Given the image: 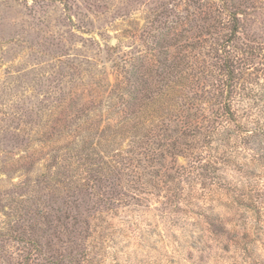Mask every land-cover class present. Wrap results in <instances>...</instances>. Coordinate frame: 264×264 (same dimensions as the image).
I'll use <instances>...</instances> for the list:
<instances>
[{"label": "rangeland", "instance_id": "rangeland-1", "mask_svg": "<svg viewBox=\"0 0 264 264\" xmlns=\"http://www.w3.org/2000/svg\"><path fill=\"white\" fill-rule=\"evenodd\" d=\"M210 2L0 0V264H264V0Z\"/></svg>", "mask_w": 264, "mask_h": 264}, {"label": "trees", "instance_id": "trees-1", "mask_svg": "<svg viewBox=\"0 0 264 264\" xmlns=\"http://www.w3.org/2000/svg\"><path fill=\"white\" fill-rule=\"evenodd\" d=\"M210 1L212 2L213 0H210ZM220 1L223 2V3H226L225 1H229V0H220ZM211 2H210V9L213 8V3H211ZM240 6H241V4H240ZM232 7H234V6L232 5ZM241 7H243V6H241ZM233 17L236 18L237 23H234V28L232 29L230 35H227L226 37H220V39H216L217 42L215 44V47H216L217 51L219 53H221L223 55V57H225V62L222 60L223 63H231L232 61H234V59L231 57V52H227V49L231 48V44L234 43V38H235L238 30L241 27H239V23L240 22L237 19V16L233 15ZM216 26L217 25H215L214 28H217ZM192 57L193 56H191V58L189 59L191 61H187V62L183 61L184 62L183 64L178 63V62L177 63H173L170 66V68L167 69L168 71L166 72L165 75L164 74L162 75L159 72L158 69H154L155 67L151 66V65H150L149 68L145 69L144 71H141V70L137 69V70H135V72H133V74L135 76L134 77V84L136 83L135 80H137V83H138L139 86L142 83L143 85H141V86L144 87V88L148 87L150 92L155 91V89L157 91H165V90H168V88L172 87L173 85H176L175 88L177 87L180 90V89H182L185 86L183 81H182L183 75L186 74L185 67L187 65L185 63H195L194 65L191 66V68H194V69L199 68L198 65H197L198 61L192 59ZM181 60H183V59H181ZM227 67H228V65L225 64V67H224L223 70H225ZM141 68L142 67H140V69ZM162 71H164V69H162ZM184 71H185V73H184ZM203 72H204V70H202L199 73V75H201ZM153 73H155L157 75V77L160 76V79H158V80L156 79V81H153V79H152L150 81V80L147 79V77H145V76H150ZM144 78H146V81H144ZM132 86H133L132 91L134 90V88H137V85H132ZM119 133L120 132L116 131V136L115 137H118ZM116 158H117L118 161L113 159V165L111 164V169L115 170V171H119V173H120V171H122V170H124L126 168V165L128 164L129 158L127 157V159H126V157L123 156L120 152L119 153L116 152ZM67 218L69 219L71 217H69L67 215L66 219ZM57 222H61L58 217H57Z\"/></svg>", "mask_w": 264, "mask_h": 264}]
</instances>
